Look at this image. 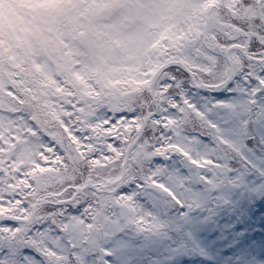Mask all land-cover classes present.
Wrapping results in <instances>:
<instances>
[{
	"label": "snow or ice",
	"instance_id": "snow-or-ice-1",
	"mask_svg": "<svg viewBox=\"0 0 264 264\" xmlns=\"http://www.w3.org/2000/svg\"><path fill=\"white\" fill-rule=\"evenodd\" d=\"M237 195L264 198V0H0V264H197Z\"/></svg>",
	"mask_w": 264,
	"mask_h": 264
},
{
	"label": "rangeland",
	"instance_id": "rangeland-1",
	"mask_svg": "<svg viewBox=\"0 0 264 264\" xmlns=\"http://www.w3.org/2000/svg\"><path fill=\"white\" fill-rule=\"evenodd\" d=\"M233 199L249 209L250 213L253 212L250 209V204L243 196L237 195ZM225 210H219L211 220L198 225L196 237L207 259L201 262L197 257V264H237L243 254L255 257L259 262V257L264 251V233L257 232L254 234L253 229L249 230L247 234L237 232L233 228L230 231L228 225L226 228V220L224 221L226 218ZM243 236L250 238L246 244L242 243ZM240 246H242L243 252H241ZM232 248H235L236 251H231Z\"/></svg>",
	"mask_w": 264,
	"mask_h": 264
},
{
	"label": "trees",
	"instance_id": "trees-1",
	"mask_svg": "<svg viewBox=\"0 0 264 264\" xmlns=\"http://www.w3.org/2000/svg\"><path fill=\"white\" fill-rule=\"evenodd\" d=\"M249 204H250V209L253 210L252 213H250L249 209H246L242 204L237 203L233 199V203L236 207V211H233V208L229 206L225 210L226 220L227 224L226 228L229 226V230L231 231V228L237 229V227L241 224H243L245 221H247L251 227L250 228H243L240 227L239 231L241 233H248L249 230L253 229L254 234L258 233H264V198L257 197L255 199H249L247 197H243ZM223 210V209H222ZM260 218V220H259ZM228 220V221H227ZM228 225V226H227Z\"/></svg>",
	"mask_w": 264,
	"mask_h": 264
}]
</instances>
